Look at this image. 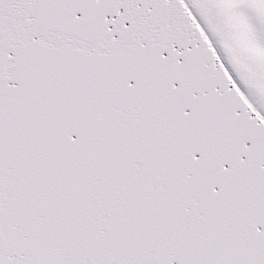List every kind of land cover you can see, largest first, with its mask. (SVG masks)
<instances>
[{
  "label": "snow or ice",
  "instance_id": "snow-or-ice-1",
  "mask_svg": "<svg viewBox=\"0 0 264 264\" xmlns=\"http://www.w3.org/2000/svg\"><path fill=\"white\" fill-rule=\"evenodd\" d=\"M0 264H264V0H0Z\"/></svg>",
  "mask_w": 264,
  "mask_h": 264
}]
</instances>
